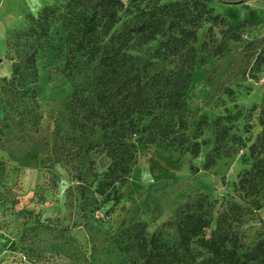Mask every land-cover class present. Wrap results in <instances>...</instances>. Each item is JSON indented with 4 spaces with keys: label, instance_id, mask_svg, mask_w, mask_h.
Returning a JSON list of instances; mask_svg holds the SVG:
<instances>
[{
    "label": "rangeland",
    "instance_id": "374dc122",
    "mask_svg": "<svg viewBox=\"0 0 264 264\" xmlns=\"http://www.w3.org/2000/svg\"><path fill=\"white\" fill-rule=\"evenodd\" d=\"M194 1L223 22L199 23L180 57H154L158 41L134 53L138 72L180 88L181 109L169 108L166 91L157 98L152 90L151 106L135 116L129 133L135 163L115 184L117 201L112 195L105 201L110 188L100 187L109 181V159L101 146H88L92 139L100 144L108 130L99 112H90L91 101L73 102L77 83L68 73L79 57L50 26V48L36 63V124L17 127V116L0 104V264H93L94 242L136 222L152 231L198 198L217 202L215 209L222 199L239 203L234 184L264 128V63L257 64L264 55V0H161L190 10ZM61 2L0 0V82L24 59V34L41 9ZM217 125L229 127L228 138L215 165L204 169ZM261 227L264 207L246 216L241 231L249 236Z\"/></svg>",
    "mask_w": 264,
    "mask_h": 264
},
{
    "label": "trees",
    "instance_id": "16d2710c",
    "mask_svg": "<svg viewBox=\"0 0 264 264\" xmlns=\"http://www.w3.org/2000/svg\"><path fill=\"white\" fill-rule=\"evenodd\" d=\"M182 5L161 0H63L46 5L24 34V59L12 63L9 78L0 82V104L17 116L16 126H34L39 107L36 63L50 48V26L59 27L69 52L79 57L68 73H74L77 83L73 102L82 97L91 101L90 112H99L98 119L108 130L100 144L88 141L89 149L101 146L110 161L109 181L100 185L110 188L105 201L111 195L117 201L115 184L125 182L135 163L129 133L136 126L135 116L151 106L152 90L156 89L157 98L166 91L169 108L181 109L177 98L180 88L171 89L165 79L138 72L134 53L158 41L154 57H180L195 40L199 23L206 19L223 22L217 16L210 17L204 7L198 8V1L191 10ZM263 63L264 55L257 64ZM228 132L229 127L216 126L204 169L215 165ZM160 134L162 138L169 135ZM154 141L155 137H150L147 143ZM191 153L196 156L199 146L193 145ZM248 158L249 168L234 184L239 203L222 199L215 209L217 202L198 198L184 203L174 218L152 231L145 223L136 222L99 245L94 242L90 254L93 264H264V227L249 236L241 231L246 216L264 207V128L249 146ZM75 178L82 180L79 173ZM82 190L80 198L85 200Z\"/></svg>",
    "mask_w": 264,
    "mask_h": 264
}]
</instances>
